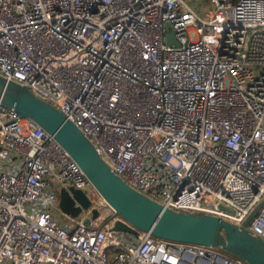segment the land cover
<instances>
[{
    "label": "built area",
    "instance_id": "2783aa9c",
    "mask_svg": "<svg viewBox=\"0 0 264 264\" xmlns=\"http://www.w3.org/2000/svg\"><path fill=\"white\" fill-rule=\"evenodd\" d=\"M206 14L191 0H0V74L61 109L140 192L239 226L254 212L245 226L264 239V0ZM51 182L91 199L75 224L57 219ZM118 220L52 133L0 103V264H249Z\"/></svg>",
    "mask_w": 264,
    "mask_h": 264
},
{
    "label": "water",
    "instance_id": "95a60500",
    "mask_svg": "<svg viewBox=\"0 0 264 264\" xmlns=\"http://www.w3.org/2000/svg\"><path fill=\"white\" fill-rule=\"evenodd\" d=\"M170 27L171 24L167 23ZM169 43H177L174 31L168 34ZM0 103L13 108L21 116L37 121L82 166L106 202L128 222L116 221L114 228L151 234L174 241L220 246L249 264H264V239L253 234L245 224L239 226L208 213L177 211L140 192L110 167L91 139L66 114L51 102L36 94L27 85L8 80L0 74ZM92 201L79 188H61L60 209L77 217ZM94 217L99 210L94 208Z\"/></svg>",
    "mask_w": 264,
    "mask_h": 264
},
{
    "label": "rangeland",
    "instance_id": "374dc122",
    "mask_svg": "<svg viewBox=\"0 0 264 264\" xmlns=\"http://www.w3.org/2000/svg\"><path fill=\"white\" fill-rule=\"evenodd\" d=\"M234 1H237V0H234ZM191 3L197 9L198 12H200L204 16H207L206 12L211 8V0H203V2H200L199 0H191ZM191 35L193 37H196V32L193 30L191 32ZM50 185H51L52 191L54 192L55 196L59 197L62 185L59 183H56V182H51ZM58 211H59V216L57 217V219L60 222L65 221V222H69L71 224H75L77 222V220L79 219L77 217H73V216H70V215L64 213L61 209ZM101 211L102 212H109L110 209L107 206H103L101 208Z\"/></svg>",
    "mask_w": 264,
    "mask_h": 264
}]
</instances>
